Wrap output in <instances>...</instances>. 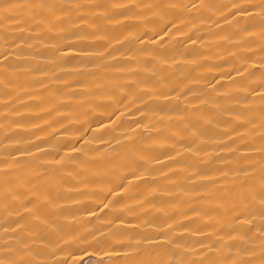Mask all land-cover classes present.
Instances as JSON below:
<instances>
[{"label":"bare ground","instance_id":"1","mask_svg":"<svg viewBox=\"0 0 264 264\" xmlns=\"http://www.w3.org/2000/svg\"><path fill=\"white\" fill-rule=\"evenodd\" d=\"M0 264H264V0H0Z\"/></svg>","mask_w":264,"mask_h":264}]
</instances>
